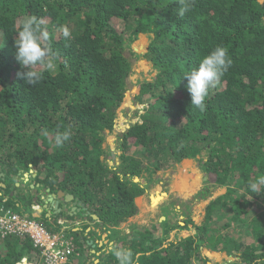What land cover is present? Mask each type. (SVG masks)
Listing matches in <instances>:
<instances>
[{"label": "trees", "instance_id": "16d2710c", "mask_svg": "<svg viewBox=\"0 0 264 264\" xmlns=\"http://www.w3.org/2000/svg\"><path fill=\"white\" fill-rule=\"evenodd\" d=\"M178 7L177 0H0V210L72 237L70 264H117L109 244L139 253L140 264H205L204 247L235 255L221 264H264V205L256 211L264 192L239 197L248 181L264 176V0H194L182 18ZM29 15L43 21L58 65L35 86L17 75L23 69L14 55L15 31ZM140 33L149 34L148 51L130 48L126 55ZM217 45L233 64L210 88L201 113L190 103L184 74ZM140 56L155 73L137 83L134 99L145 103L144 114L118 134L120 162L111 165L105 131L113 130L133 58ZM65 128L71 139L56 148L54 135ZM202 152L201 169L226 192L207 205L198 232L167 240L182 225L166 218L159 237L147 228L121 237L116 226L137 213L135 197L146 191L143 172ZM46 190L84 203L79 231L59 221L64 212L51 224L33 214ZM103 235L99 246L88 245L87 236ZM31 245L23 236L0 238V264H30Z\"/></svg>", "mask_w": 264, "mask_h": 264}, {"label": "rangeland", "instance_id": "374dc122", "mask_svg": "<svg viewBox=\"0 0 264 264\" xmlns=\"http://www.w3.org/2000/svg\"><path fill=\"white\" fill-rule=\"evenodd\" d=\"M149 41L148 33H140L124 52L129 55L131 48L132 51L143 54L148 51ZM133 59L135 62L127 80L128 89L116 111L113 130L111 132L105 131L103 147L108 152L113 151V154L107 157L110 158L111 165L120 162L116 149L118 134L144 114L145 103H139L134 99L137 83L143 79H150L155 73V70H152L151 62L146 58L140 56ZM129 154H131L130 151ZM205 156L206 154L202 152L194 158H184L167 169H157L153 173L144 171L142 176H145V179L142 181L145 183L146 191L135 197L138 211L116 226L117 233L121 237L129 236L127 239H131L133 228L138 231L147 228L152 235L159 237L164 233L161 223L166 218L170 223L182 225L180 230L178 228L170 230L167 240L174 239L176 235L184 237L198 232L196 226H199L203 220L207 205L211 200L226 192V186L214 185V176L201 169L200 161L202 158L205 159ZM195 178L199 180L193 183ZM15 179L16 176H13L12 180ZM183 181L186 186L182 185ZM14 184L18 186L19 183L14 181ZM30 186L31 184H29ZM202 190L208 191L205 196L200 193ZM261 205H264V200H261L257 207L255 205L256 211L260 210ZM187 220L192 223H185ZM220 221L222 222V220ZM200 254L208 259L205 264H221L235 259V255L211 251L206 247L200 248Z\"/></svg>", "mask_w": 264, "mask_h": 264}, {"label": "clouds", "instance_id": "9594fccd", "mask_svg": "<svg viewBox=\"0 0 264 264\" xmlns=\"http://www.w3.org/2000/svg\"><path fill=\"white\" fill-rule=\"evenodd\" d=\"M177 3L179 7L176 10V14L182 18L191 10L194 0H177ZM42 25V20L34 15H29L19 21L18 30L15 31L14 55L16 61L23 69L17 75L31 86L39 84L44 79L45 72L55 73L58 68L56 53L51 43V36ZM62 35L67 40L71 38L72 34L65 26L62 29ZM232 64L233 60L228 49L222 45H217L198 61L195 68L184 74L187 80V91L190 94V103L193 108L201 113L206 110V100L209 97L210 88L227 73ZM71 136L72 131L70 128H65L63 131L58 130L54 135V146L56 148H62L65 142L71 139ZM261 192H264V176L248 181L245 187L239 192V197L244 195L248 199H251L252 194ZM76 206L80 210L71 214H78L81 210H86V207ZM55 233L60 234L61 232ZM63 236L70 240L73 245V252L68 259V264H70L71 258L75 253L74 243L67 235L63 234ZM27 239L30 241L29 238ZM106 251L115 257L117 264H140V254L134 253L131 248L116 247L115 245L109 244ZM37 256L39 258L38 253ZM30 264L33 263L31 262ZM42 264L44 263L42 262Z\"/></svg>", "mask_w": 264, "mask_h": 264}, {"label": "built area", "instance_id": "2783aa9c", "mask_svg": "<svg viewBox=\"0 0 264 264\" xmlns=\"http://www.w3.org/2000/svg\"><path fill=\"white\" fill-rule=\"evenodd\" d=\"M12 235L30 239L44 264H68L73 245L63 234L49 231L35 218L0 210V238Z\"/></svg>", "mask_w": 264, "mask_h": 264}, {"label": "crops", "instance_id": "0c3cea01", "mask_svg": "<svg viewBox=\"0 0 264 264\" xmlns=\"http://www.w3.org/2000/svg\"><path fill=\"white\" fill-rule=\"evenodd\" d=\"M23 178H24V181H26L28 178H27V175H25V173L23 174ZM30 187H32V186H30ZM48 192H49V190H46V191H44V192H40L39 193V195H41L40 196V198H43V201H42V203H41V206H40V209L41 210H39L37 213L36 212H34L33 214L35 215V216H38V215H40L41 216V214H43L44 215V217H47V222L49 223V224H51L52 222H54V220L56 219V213H59V208H60V211L63 213L62 215H59V221L60 222H62V221H67V223L68 222H70V225L71 226H74V228H75V230H78L79 229V227H80V224L79 223H81L82 221H83V219L81 218V217H79V214L76 216V217H74V218H72L71 217V219H69V218H67L65 215H67V213H72V210L73 209H70V207H71V205H72V203L68 200H65V198H61L60 196H57V197H54V198H51V196H50V194H48ZM34 200L33 201H35L36 199H35V197L33 198ZM52 200V201H51ZM71 203V204H70ZM55 204H57V206H58V209H56L55 208ZM23 211H26L25 209H24V207H23ZM28 212V211H27ZM66 213V214H65ZM58 218V217H57ZM40 222V221H39ZM41 223V222H40ZM60 225H61V223H59ZM69 224V223H68ZM94 225V224H93ZM88 230V229H87ZM79 231V230H78ZM103 237H104V235L103 236H101L100 237V239H98V238H95V237H89V236H87L86 238H87V243H88V245H90L91 246V244L92 243H96L97 244V246H99L100 245V241H102V239H103ZM25 238V237H24ZM72 238V237H71ZM94 240V241H93ZM32 246V245H31ZM94 247H95V245H94ZM92 249L93 248H90V250H89V253H91L92 254ZM91 254L89 255V258L86 260L87 261V263H89V261H91V259H92V256H91ZM31 262L33 263V264H42V262H41V260H40V258H38V256H37V253H36V251H34L33 252V256L31 257ZM95 262H97V260H95L94 261V263ZM22 264H28L26 261H23V263Z\"/></svg>", "mask_w": 264, "mask_h": 264}, {"label": "water", "instance_id": "95a60500", "mask_svg": "<svg viewBox=\"0 0 264 264\" xmlns=\"http://www.w3.org/2000/svg\"><path fill=\"white\" fill-rule=\"evenodd\" d=\"M25 175H26V173H25ZM50 196H51V198H54V197L60 196L61 198H65V200H67V201H68V200H69V201L73 200V202H74L75 204L80 205V206H82L83 208L85 207L84 204H83L81 201H79L78 198L75 197L73 194L63 192L62 190L57 191V193H51ZM51 201H52V200H51ZM55 208L58 209L57 204H55ZM59 210H60V208H59ZM77 210H79V207L77 208ZM93 216H94V215H93ZM94 217H95V216H94Z\"/></svg>", "mask_w": 264, "mask_h": 264}, {"label": "flooded vegetation", "instance_id": "af4514ba", "mask_svg": "<svg viewBox=\"0 0 264 264\" xmlns=\"http://www.w3.org/2000/svg\"><path fill=\"white\" fill-rule=\"evenodd\" d=\"M70 202L72 203V205H71V207H70V209H73V210H72V213H73V212H77V211L80 210V208H79V210H77V208H78V207L76 206L77 204H75V203L73 202V200H71ZM71 203H70V204H71Z\"/></svg>", "mask_w": 264, "mask_h": 264}, {"label": "bare ground", "instance_id": "6f19581e", "mask_svg": "<svg viewBox=\"0 0 264 264\" xmlns=\"http://www.w3.org/2000/svg\"><path fill=\"white\" fill-rule=\"evenodd\" d=\"M194 173H196V172H194ZM195 175H196V174H195ZM197 180H199V179L195 178L194 181H193V183H196ZM189 183H190V181H189ZM182 185H183V186H186V184L184 183V181H183ZM187 186H188V185H187ZM181 188H182V186H181ZM189 189H190V188H189Z\"/></svg>", "mask_w": 264, "mask_h": 264}]
</instances>
